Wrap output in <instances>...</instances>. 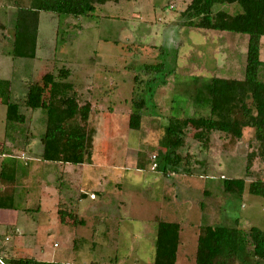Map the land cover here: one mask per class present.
<instances>
[{
  "label": "rangeland",
  "instance_id": "rangeland-1",
  "mask_svg": "<svg viewBox=\"0 0 264 264\" xmlns=\"http://www.w3.org/2000/svg\"><path fill=\"white\" fill-rule=\"evenodd\" d=\"M189 1L117 0L98 6L90 18H66L63 21L41 11L36 48L39 58L30 60L13 59L12 24L17 7L12 0L9 3L0 0V25L6 26L5 29L0 28V120L4 119L3 111L8 100H19L25 93L24 80L36 78L38 72H42L45 59L56 58V68L64 66L70 69V80L76 86L81 103H92L86 139L90 150L87 157L109 165L87 170L93 179L92 189H97L94 177L106 182L109 178L103 179L102 176L111 170V166L125 167L127 174L132 176L131 180L128 179L130 190L137 196L152 202L158 197L161 184V189L171 188L166 190V197L170 199L168 207L175 205L179 208L181 204L187 210L193 207L200 210V202L204 206L211 204L215 208L214 213L204 214L202 224L215 221L245 230L257 227L264 232V197L247 192L238 196L222 191L223 177H246V155L252 150L249 143L253 130L250 128L243 129L241 139L233 147L226 146V139H219L217 132L212 133L205 147L194 138L196 127L191 124L184 151L191 155L189 166L194 173L168 177L160 172L159 179H154L156 170L153 165L163 159L158 140L167 117L209 116L206 100L210 78L239 79L244 74L247 35L185 27L181 12ZM213 9L236 11L226 4H215ZM260 41L263 66L259 70V78L264 81V36ZM126 45H130L128 49ZM158 61L165 63V74H159L153 82L138 87V91L144 90L141 93L146 100V108L141 128L129 129L127 118L132 109L131 91L137 85L132 79L136 74L147 79L141 68L144 64ZM172 69L175 70L166 75ZM19 108V112L25 115V122L5 127V141L0 143V154L14 153L10 150L11 145L18 151L28 134L39 139L44 130L42 110ZM2 131L0 126V138ZM252 167L253 170L260 168L257 160ZM251 179L246 177L247 182ZM31 186L28 195L23 184L19 187L16 198L18 212L15 215L22 235L11 238L6 246L20 244L22 251L38 260L71 264H102V261L104 264L152 263L156 230L153 223L144 224L143 230L141 223L121 220L117 233H109L101 247L93 248L90 233H85L86 228L82 233H77V230L73 233V226L58 223L56 219L48 223L53 228L48 233L27 231L36 224L32 218L40 217L36 206L39 202L45 204L39 187ZM201 186L210 196L201 192ZM21 207L25 209L19 210ZM152 207L153 213L158 212L156 205L152 204ZM186 212L182 211L180 215L184 223L189 220ZM131 227L144 233H131ZM99 239L95 235L92 241L99 242ZM243 260L244 264L255 263L250 253L244 254ZM0 264L3 263L0 261Z\"/></svg>",
  "mask_w": 264,
  "mask_h": 264
},
{
  "label": "trees",
  "instance_id": "trees-1",
  "mask_svg": "<svg viewBox=\"0 0 264 264\" xmlns=\"http://www.w3.org/2000/svg\"><path fill=\"white\" fill-rule=\"evenodd\" d=\"M115 1L25 0L23 4V0H12L17 7L13 25V59L36 58L39 12L51 13L60 21L66 18H90L98 6ZM215 4L229 5L233 11L237 6L240 11L214 10ZM181 16L185 19L183 25L188 28L247 35L244 74L239 79L210 78L206 100L209 116L167 117L158 140L163 159L153 166L168 177L194 173L189 166L191 155L184 151L191 124L196 127L194 138L205 147L213 132L219 133V139H226V146L229 144L233 147L241 139L243 129L250 128L253 130L249 143L252 150L246 155L245 175L252 179L247 182L246 177H223L222 191L238 196L247 192L264 197V81L259 78V70L263 66L260 40L264 36V0H190ZM127 46L130 45H126V49ZM14 61L18 65L17 60ZM57 61L56 58L45 59L42 72H38L36 78L24 80L26 91L22 97L6 103L5 126L9 128L25 122V115L19 112V107L42 110L45 124L39 138L42 146L40 160L78 165L85 161L90 152L86 139L92 103H81L76 86L70 80V69L64 66L56 68ZM174 70L166 72V75ZM141 71L147 79L139 78L138 74L132 79L137 84L131 91L132 109L127 118V126L132 130L141 128L143 110L146 108V100L142 96L144 90L141 88L138 91V87L153 82L159 74H165L166 67L164 62L158 61L144 64ZM254 160L260 164L257 170L252 167ZM14 174L9 162H2L0 208H12ZM55 208L60 223L72 226L84 223L77 215L75 201H59ZM179 228L176 222L158 221L152 264H175ZM9 235V230L0 233V242ZM246 253L254 258L253 264L264 261V232L259 228L245 230L237 226H199L194 264H244L243 255ZM0 261L3 264H70L38 260L14 245L0 246Z\"/></svg>",
  "mask_w": 264,
  "mask_h": 264
},
{
  "label": "crops",
  "instance_id": "crops-1",
  "mask_svg": "<svg viewBox=\"0 0 264 264\" xmlns=\"http://www.w3.org/2000/svg\"><path fill=\"white\" fill-rule=\"evenodd\" d=\"M3 25H0V28L5 29L6 26ZM12 25H14V22ZM36 58H39L37 54ZM3 112L4 119L0 120V126L3 127V136L0 138V143L5 141V110ZM17 149L18 151L11 145L10 150L15 151L14 153L10 154V152H3L0 154V165L7 160L10 166L14 168L15 173L12 208H0V233H5L6 230H9L10 233L8 238L5 237L4 240L0 242V246L7 245L11 238L22 235L15 215L18 212L16 198L17 193L20 192V185L23 184L25 187L26 195L30 193L29 187L31 185V187L37 185L45 204L38 203L36 212L40 217L39 219H36L37 217L32 218L36 224L27 231H33L31 233L35 234L48 233L53 230L52 226L48 223L53 221V219H56L58 222L55 208L56 204L59 201L65 202L72 200L76 202L78 217L84 221L81 225L73 226V233H75V230H77V233H82V229L86 228L85 233H90L91 248L97 246L101 247L109 238V233H117L121 220L141 223L143 230V225L146 223H153L157 227L158 221L176 222L179 224L180 228L175 264H194V253L199 226L203 225L202 216L204 214L212 215L214 213L215 208H213L211 204L208 203L204 206L205 204L200 202V210H196L195 207L187 210L182 208L181 204L178 205L179 208L175 207V205L168 207L167 202H170L168 201L170 199L166 197V190H170L171 188L164 187V189H161V184L159 185L160 191L158 197L152 200V202L150 199L146 200L139 195L137 196L134 191L132 192L130 190L131 184L128 183V179L131 180L132 176L130 177L127 174L128 169L125 167L123 169L120 167L117 168V166H111V170L106 171L105 175L102 176L103 179L109 178L106 182H104L102 178L98 179L94 177L97 187V189L94 190L91 188L93 179H90L87 170L92 167L94 169L108 167L109 165H107L106 162L95 159L93 161L88 160L87 156L85 157V161L78 165H63L56 162L42 161L40 160V153L42 150L40 140L32 135L26 136L25 142L22 144L21 148ZM149 169L151 170L152 168ZM159 173L160 172L156 170L154 179H159ZM56 180L58 182H56ZM1 188L2 186L0 184V190ZM200 189L203 194L210 196L204 186H201ZM152 204L156 205L158 212L153 213L154 208ZM175 204H177V202ZM23 209L25 208L21 207L19 210ZM182 211H187L186 219L189 220H186V223H184V218L180 216L183 214ZM205 224L214 227L224 226L222 224H217L215 221H210ZM188 226L190 229H188ZM131 230V233H144L132 227ZM95 235L100 238L102 242L100 239L99 242L95 240L92 241ZM12 245L22 250L20 244L13 243ZM90 263L92 262H89V264Z\"/></svg>",
  "mask_w": 264,
  "mask_h": 264
}]
</instances>
